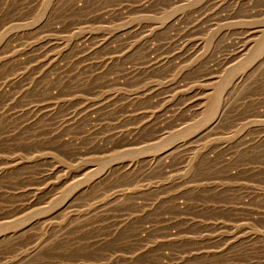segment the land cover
<instances>
[{
  "label": "rangeland",
  "instance_id": "374dc122",
  "mask_svg": "<svg viewBox=\"0 0 264 264\" xmlns=\"http://www.w3.org/2000/svg\"><path fill=\"white\" fill-rule=\"evenodd\" d=\"M0 264H264V0H0Z\"/></svg>",
  "mask_w": 264,
  "mask_h": 264
}]
</instances>
